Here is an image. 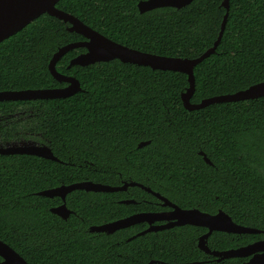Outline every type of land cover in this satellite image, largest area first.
<instances>
[{"label": "trees", "instance_id": "trees-1", "mask_svg": "<svg viewBox=\"0 0 264 264\" xmlns=\"http://www.w3.org/2000/svg\"><path fill=\"white\" fill-rule=\"evenodd\" d=\"M143 0H60L56 7L104 37L142 52L197 58L217 39L223 0H194L175 9L139 13ZM43 14L0 42V92L63 87L48 63L62 46L84 38ZM84 48L68 51L56 70L81 90L60 99L0 101V143L34 140L58 161L0 155V240L28 264H241L217 261L197 247L207 230L176 226L127 241L147 225L112 234L88 228L141 212L164 210L139 187L118 192L75 190L65 197L72 213L50 211L58 197L37 193L75 182L110 186L137 182L182 209L225 212L260 234L214 231L210 250L223 251L264 238V97L210 104L188 111L181 94L187 76L117 59L70 66ZM191 103L264 82V0H229L215 52L193 68ZM149 143L141 148L140 142ZM203 152L212 165L207 164ZM123 200H134L124 204Z\"/></svg>", "mask_w": 264, "mask_h": 264}, {"label": "water", "instance_id": "water-1", "mask_svg": "<svg viewBox=\"0 0 264 264\" xmlns=\"http://www.w3.org/2000/svg\"><path fill=\"white\" fill-rule=\"evenodd\" d=\"M58 1L60 0H0V42L15 35L43 14L53 16L58 20H61L63 23L68 24V32L77 33L86 39L82 42L69 43L60 47L52 55L48 63V70L51 76L59 83H67L65 87L1 91L0 101L60 99L67 98L79 92L81 90L79 81L74 77L65 76L59 73L56 70L55 65L68 51L81 47H84L86 52L80 53L72 58L69 61L68 67H83L117 59L122 63L145 66L152 70L173 71L185 74L189 86L186 91L181 94V100L183 107L188 111L202 109L210 104L252 100L264 97V82H260L232 94L212 96L205 98L198 103L190 102L194 92L193 68L215 52L225 28L229 0H223L221 4L226 10V13L224 14L220 31L213 46L199 57L192 59L155 55L116 43L92 30L75 16L58 9L56 7ZM193 1L194 0H143L138 2L137 8L139 13L142 14L164 7L181 9ZM148 143L149 141L140 142L138 147L141 148ZM0 155H31L52 161H58V159L52 154L51 149L44 144L0 146ZM199 155L202 156L207 164L212 165L203 152H199ZM128 187H139L145 190L160 200L163 207H168L170 210L132 214L113 222L90 226L88 228L89 232L112 234L117 230L125 229L140 223H146L148 227L127 239V241H130L136 236H141L148 232H158L184 225L197 226L207 230L198 238V249L207 255L213 256L217 261L228 258H247V260L241 264H264V238L245 246L223 251L210 250L207 246V239L214 231L230 234H260L263 233L262 231L235 224L231 218L221 210L215 214H209L196 208L182 209L171 203L159 193L153 192L150 188L137 182H125L119 186H110L92 181H82L43 190L37 194L47 198H60L62 203L56 207L50 208V211L65 220L72 213V211L67 208L65 202V197L70 192L75 190H84L86 192H118L126 191ZM121 203L130 204L134 203V200H123ZM156 222L160 223L156 224ZM154 263H156V261H150L148 264ZM0 264L28 263L10 246L0 240ZM192 264L198 263L195 262Z\"/></svg>", "mask_w": 264, "mask_h": 264}, {"label": "rangeland", "instance_id": "rangeland-1", "mask_svg": "<svg viewBox=\"0 0 264 264\" xmlns=\"http://www.w3.org/2000/svg\"><path fill=\"white\" fill-rule=\"evenodd\" d=\"M20 144H40L34 140H20V141H13V142H4V144L0 143V146H9V145H20Z\"/></svg>", "mask_w": 264, "mask_h": 264}, {"label": "flooded vegetation", "instance_id": "flooded-vegetation-1", "mask_svg": "<svg viewBox=\"0 0 264 264\" xmlns=\"http://www.w3.org/2000/svg\"><path fill=\"white\" fill-rule=\"evenodd\" d=\"M83 38H84V37H83ZM85 40H86V39L84 38L83 41H85ZM81 48H84V47H81ZM84 49H85V48H84ZM84 52H86V49H85ZM84 52H82V53H84ZM79 54H80V53H79ZM77 55H78V54H77ZM65 84L67 85V83H65ZM66 85H65V86H66ZM65 86H63V87H65ZM57 88H62V87H57ZM161 206H162V204H161ZM162 207H163V206H162ZM163 208H166V209H164V210H160V211H157V212L168 211V210H170V208H168V207H163ZM157 223H160V222H156V224H157ZM161 223H163V222H161ZM145 224H146V223H145ZM146 225H147V224H146ZM147 227H148V225H147ZM147 227H146V228H147ZM146 228H145V229H146Z\"/></svg>", "mask_w": 264, "mask_h": 264}]
</instances>
